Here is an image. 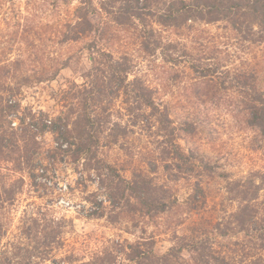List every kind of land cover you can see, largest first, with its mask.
Here are the masks:
<instances>
[{"label":"rangeland","instance_id":"1","mask_svg":"<svg viewBox=\"0 0 264 264\" xmlns=\"http://www.w3.org/2000/svg\"><path fill=\"white\" fill-rule=\"evenodd\" d=\"M78 5L79 0H0V97L4 103L19 104L11 116L12 126L18 130L24 116L41 119L44 115L55 120L77 104L72 97L76 96L74 84L84 83L83 72L92 68V55L84 41L60 43V35ZM247 18L241 31L224 21L196 23L184 36L160 29L164 41L181 42L179 52L186 49L189 57L218 68L217 90L208 84L197 85L198 76L189 69V57L174 65L164 61L159 51L146 55L136 31L115 27L107 20L115 34L109 49L116 56H131L135 64L131 79L140 77L158 91L155 98L168 107L178 128L177 141L195 161V171L178 178L176 170L168 175L161 166L157 173L148 172L149 163L160 165L163 138L156 126L132 127L134 133L114 146L104 140L100 157L124 178L130 180L143 171L169 188L178 203L169 213L155 218L135 216L128 203L112 218L115 215H110L106 204V214L96 217L88 215L93 210L91 202L103 200L104 193L95 177L84 173L81 178L65 160H55L51 166L45 163L49 173L39 171L32 179L28 170L13 172V165L2 158L0 186L5 184L16 192L14 201L0 209L4 233L0 264H128L130 244L140 243L148 250L152 242L155 252L163 255L172 246L190 244L193 237L200 242L195 240L191 246L195 243L208 256L184 251L174 264H264L260 235L230 229L225 236L216 228L219 222L227 225L231 215L239 211L242 202L235 197L237 185L250 180L260 187L256 219L259 226L264 224V139L245 119V100L255 96H243L245 92L237 87L243 84L264 91V31L252 17ZM75 55L80 56L77 70L66 68L53 79L38 81L40 69L61 66ZM123 106L122 98L117 99L113 110ZM35 130L41 154L34 160L46 157L53 162L54 134ZM32 145L29 137L20 143L22 147ZM199 180L206 203L191 209L194 184Z\"/></svg>","mask_w":264,"mask_h":264},{"label":"trees","instance_id":"2","mask_svg":"<svg viewBox=\"0 0 264 264\" xmlns=\"http://www.w3.org/2000/svg\"><path fill=\"white\" fill-rule=\"evenodd\" d=\"M247 16L252 17L264 31V0H79L73 17L60 35V43L84 41L85 49L92 55V68L83 72L84 83L74 84L73 93L76 96L72 97L78 100L77 104L74 103L68 112L62 113L55 120H49L44 115L41 119L24 116L19 120V131L18 127L12 126L14 120L11 118L19 104H10L9 101L4 103V99L0 97V160L3 158L10 162L15 168L13 172L28 170L32 179L38 177L39 171L49 173L47 165H53L55 160H65L80 172L81 178L84 173L95 177L103 190L104 199L96 198L91 202L93 210L88 214L91 216L103 217L106 214L105 205L108 204L110 215H115L112 218L116 217L118 211L123 210L124 203L134 209L135 216L143 214L155 218L169 213L178 203V198L171 194L169 188L156 183L154 178L143 171L134 174L130 180L126 179L116 167L100 157L102 141L107 140V144L114 146L134 133L132 127L156 126L158 135L163 138L158 156L160 165L149 163L148 172L157 173L161 166L168 175L176 170L178 178L193 174L196 165L178 143V128L168 107L157 102L155 96H158V91L150 88L140 77L131 79L135 71L131 56H116L110 50L115 34L110 32L107 20H111L115 27H131L136 31L135 37L140 41L144 54L154 56L159 51L164 61L178 65L191 53L186 49L179 52L180 41H164L161 28L178 31L184 36L196 23L213 24L224 21L241 31L243 24L248 21ZM251 30L253 31L252 27ZM189 58V69L198 76L197 85L208 84L216 87V90L220 89L215 79L218 68L205 64L200 58ZM79 60L80 56L75 55L61 66L40 69L38 81L53 79L66 68L77 70ZM230 85L233 84L230 82ZM237 87L245 92L243 96H255L245 100V119L248 127L259 130L264 139V91H254L243 84ZM108 96L113 97L111 101L107 100ZM120 98L124 106L113 110L114 101ZM36 128L38 132L50 131L54 134L53 162L46 157V160L43 158L44 163L41 158L40 161L34 160L35 155L39 157L41 154L35 141ZM28 137L33 145L20 146L21 141ZM250 181L251 183L237 185L235 197L242 202L239 211L231 215L228 226L219 222L216 228L220 235L225 236L229 235L230 229L246 232L248 235H260L264 243V224L259 226L256 219L260 214L256 207L260 187L254 186L253 181ZM15 192L14 188H7L5 184L0 186V209L5 203L14 201ZM191 198V209H200L206 203L201 180L195 182ZM231 224L235 228H231ZM3 235L0 223V244ZM54 237L56 235L52 238ZM197 239L193 237L192 242ZM197 241L199 244L200 241ZM192 242L172 246L163 255L155 252L152 242L148 250H143V244H130L126 260L128 264H174L184 251L208 256L207 253L200 252L195 243L191 246Z\"/></svg>","mask_w":264,"mask_h":264}]
</instances>
